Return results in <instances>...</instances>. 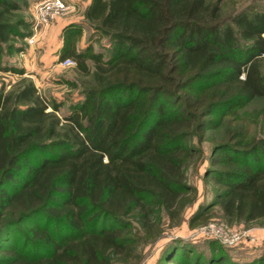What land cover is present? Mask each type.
<instances>
[{"label": "trees", "instance_id": "trees-1", "mask_svg": "<svg viewBox=\"0 0 264 264\" xmlns=\"http://www.w3.org/2000/svg\"><path fill=\"white\" fill-rule=\"evenodd\" d=\"M20 2L0 0V60L11 38L30 33L24 19L12 18ZM220 4L90 0L84 18L108 37L107 57L78 47L84 26L71 22L58 59L72 58L82 72L93 60L91 94L64 122L57 106L46 111L32 81L17 90L16 105L0 95V264L126 260L125 218L148 230L155 209L177 211L194 119L264 97V10L249 6L224 18ZM238 134L215 147L224 156L214 165L232 166L211 170L217 202L227 219L264 220V137L246 149ZM14 221L33 224L36 250L2 248Z\"/></svg>", "mask_w": 264, "mask_h": 264}, {"label": "rangeland", "instance_id": "rangeland-1", "mask_svg": "<svg viewBox=\"0 0 264 264\" xmlns=\"http://www.w3.org/2000/svg\"><path fill=\"white\" fill-rule=\"evenodd\" d=\"M45 1L25 0L20 2L18 10L13 11L12 18L24 19L30 33L21 39L11 38L12 47L3 49L0 95L7 96L9 104L14 105L17 90L32 81L48 104L46 111L51 112L53 106H57L55 113L64 122V117L91 94L90 90L98 86V81L94 76L93 60H87L89 71L82 72L75 62L63 64L58 59L62 28L69 20L82 23L84 30L77 37V46L81 48L90 44L94 51L103 52V58L107 57L110 41L85 21L87 0H63L67 10L41 24L36 19V10ZM218 1L224 18L249 6L264 10V0ZM7 67L11 69H5ZM260 67L264 72V59L260 61ZM205 119H220V122L203 130L201 125ZM192 128L185 141L191 149L185 161V176L180 186L182 197L177 211L171 213L162 207L155 209L152 227L148 230L132 217L125 218L124 221L129 223L131 256L112 264H169L167 258L172 255L176 256L177 264H264V220L225 218L217 202L218 190L210 176L214 168H232L228 163L215 166L213 162L214 158H223L215 147L230 143V133H239L242 141L239 147L246 149L264 137V97H257L244 107L228 112L197 117ZM10 230V239L1 240L2 248H21L29 253L36 250L33 243L36 229L32 223L14 221Z\"/></svg>", "mask_w": 264, "mask_h": 264}, {"label": "built area", "instance_id": "built-area-1", "mask_svg": "<svg viewBox=\"0 0 264 264\" xmlns=\"http://www.w3.org/2000/svg\"><path fill=\"white\" fill-rule=\"evenodd\" d=\"M67 10V5L63 0H47L41 3L36 10V19L38 23L47 22L48 18L59 15ZM72 58H64L61 60L63 64L74 63Z\"/></svg>", "mask_w": 264, "mask_h": 264}, {"label": "crops", "instance_id": "crops-1", "mask_svg": "<svg viewBox=\"0 0 264 264\" xmlns=\"http://www.w3.org/2000/svg\"><path fill=\"white\" fill-rule=\"evenodd\" d=\"M89 3H90V0H87L86 3H85V6H88ZM67 22L70 23V22H72V20H69V21H67Z\"/></svg>", "mask_w": 264, "mask_h": 264}]
</instances>
